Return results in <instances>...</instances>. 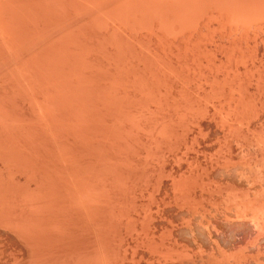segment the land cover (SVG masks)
Returning a JSON list of instances; mask_svg holds the SVG:
<instances>
[{
    "label": "bare ground",
    "instance_id": "bare-ground-1",
    "mask_svg": "<svg viewBox=\"0 0 264 264\" xmlns=\"http://www.w3.org/2000/svg\"><path fill=\"white\" fill-rule=\"evenodd\" d=\"M262 117L264 0H0V264L260 257Z\"/></svg>",
    "mask_w": 264,
    "mask_h": 264
},
{
    "label": "rangeland",
    "instance_id": "rangeland-1",
    "mask_svg": "<svg viewBox=\"0 0 264 264\" xmlns=\"http://www.w3.org/2000/svg\"><path fill=\"white\" fill-rule=\"evenodd\" d=\"M262 118H264V117H262ZM262 118H261V119H262ZM261 119H260V121L263 123V122H264V119H262L263 121H262ZM260 121H259V122H256L258 126H256V123H254L255 126L253 125V123H252V126L249 125V126H250V129L253 130V131H251V130L249 129L250 131L248 130L247 132L245 131L246 134L244 133V134L246 135V137L244 136V137L246 138L245 140H246V141H249L248 139H250L251 142H250V141H249V142H250V143H253V145H252V144H249V145H250V147H249V145H247L248 142L245 143V140H244V142H243V141H239V143L236 144L238 141L235 140V145H234V147L236 148V146L238 145L236 149L234 148V151H235V152H234V155H233L234 157H233V159H232L233 166H235V168L232 167V168H230V170H228L227 173L225 172V173H224L225 176H223V180H224V181H225V180H226V181H230V179H232V181L236 182V186H233V187H232V184H231L232 181H230V183H229V182H225V183H229L230 185H229V188H227V187H228L227 185H225L226 188L223 187L227 194L224 192L223 189H222L223 192H222V190H221V193H220V194L225 193V194H224L225 196H224V195H220V194H218V197H217L216 203H217V205H219L220 207H222V205H223V208H227V203L225 202L226 200L224 201L223 198H225V197L227 198V196H230V194L233 192V190L230 189L231 187H232V189L234 188V190H235V191L232 193L234 196H235V194H236V195H238V194L240 195V192H238V191L240 190V188H241V190H243V188H245L246 190H247V189H251V190H252L253 188H251V187L253 186V187L255 188V189H254L255 191H256V189H259V190L263 189V188H261V187H263V184H264V182H263V181H264V168H263V167H264V161H263V160H264V157L262 156L261 152H258V151H257V146H256V144H257V139H258V138H259V139H260V138H264V136H263V135H264V125H260V124H262ZM263 124H264V123H263ZM249 126H248V127H249ZM261 126H263V128H262ZM256 127H258V129H257ZM255 128H256V129H255ZM246 130H247V129H246ZM257 131H258L259 133H261V132H262V133L259 135ZM255 133H256V134H255ZM248 134H250V135L247 136ZM262 134H263V135H262ZM261 135H262V136H261ZM253 136H255V137L253 138ZM258 136H259V137H258ZM247 138H248V139H247ZM254 139H255V140H254ZM236 141H237V142H236ZM243 143L246 144L244 147L247 146V147L244 148V149H242L243 147L241 146V145H244ZM240 144H241V145H240ZM239 145H240L241 148L239 147ZM248 147H249L250 149H249ZM247 148H248L249 150H248ZM240 149H241L242 152H243L244 150L247 149L246 152L244 151L245 154L243 153L242 156H241L242 152L240 151ZM238 150H239V152L241 153V154H239V156H238V153H236V152H238ZM259 153H260L261 155H260ZM236 154H237V155H236ZM258 155H259V156H258ZM242 157H243V158H242ZM239 158H240V159H239ZM251 158H252V159H251ZM259 158H260V159H259ZM262 158H263V159H262ZM253 159H254V160H253ZM257 159H258V161H257ZM233 160H234L235 162H234ZM251 161H252L253 164L251 163ZM256 161H257V162H256ZM254 162H256V163H257L256 165H259V166H256ZM248 164L251 165V166H249ZM237 165H238V166H237ZM239 166H240V167H239ZM244 166H245V167H244ZM254 166H255V167H254ZM253 167H254V168H253ZM247 168H248V169H247ZM252 168H253V170H252ZM256 168H257L259 171H258ZM260 168H261V169H260ZM232 169H233V170H232ZM245 169H246V170H245ZM255 169H256L257 171H255ZM250 171H253V172H251L252 175H251ZM229 172H230V174H229ZM235 172H236V173H235ZM239 172H240V173H239ZM248 172H249V174H248ZM260 172H261V175H263V176L258 175V174H260ZM255 173H256V174H255ZM257 173H258V174H257ZM228 174L231 175V176H229ZM239 174H240V175H239ZM242 174H244V175H242ZM257 175H258V176H257ZM233 176H234V178H232ZM241 176H242V177H241ZM246 176H247V177H246ZM248 176H249V177H248ZM250 176H251V177H250ZM254 176H255V177H254ZM259 176H260V177H259ZM224 177H225V179H224ZM257 177H258V178H257ZM261 177H263V179H262ZM226 178H227V179H226ZM228 178H230V179H228ZM244 178H245V179H246V178L249 179V182H248L249 184H250V181L252 180L251 182H252L253 184H250V188H249L248 186L245 187V185H243V184H245V181H248L247 179L245 180ZM250 178H251V179H250ZM253 178H254L255 180L257 179V180H259V181L261 180V181L259 182V181L256 180L257 182H259V183L257 184V182L255 183V180H253ZM259 178H261V179H259ZM233 179H234V180H233ZM239 179H241L242 181L239 180ZM236 180H237V181H236ZM239 184H241V185H239ZM246 184H247V183H246ZM254 185H255V186H254ZM259 185H260V186L262 185V186L259 187ZM243 186H244V187H243ZM256 186H257V187H256ZM226 189H227V190H226ZM229 190H230V192H231V191H232V192H231V193L228 192ZM246 190H243V191H246ZM254 190H252V191L255 192ZM259 190H257V191H259ZM235 192H238V193H235ZM241 192H242V191H241ZM229 193H230V194H229ZM232 194H231V196H232ZM231 196H230V197H231ZM219 197H221V198H219ZM218 198H219V200H218ZM226 198H225V199H226ZM231 198H232V197H231ZM220 200H222V201H220ZM223 201H224L226 204H224ZM225 233H226V232H223V236H225V237L222 239V237H223V236H222L221 239H219V240H220V243H219V244H220V246H221L220 250H218L219 253H218L217 249H214L215 251H212L211 248H210L211 245L209 246L208 243H207V241H206L208 247L206 246L204 249L207 248L206 251H207V253H209V254H207L206 252H205V253H206L207 255H206L205 253H203L205 250L202 249V251H203V252H202V255H200L201 252H200V253H197V254L200 255V257L198 258V261H196V259H195V257H194V255H195L196 253L193 254V253L191 252V253H190V254H191L190 256H193L194 258L191 259L192 257H190L189 263H186V264H192L193 262H194L193 264H203V263H204V264H209V263H211V264H217V263H218V264H219L220 258L222 257L221 254H222V252H224V251H226L225 253L228 252L227 254H229L228 256H227V254H226V255H225L226 257H225V256H224L225 253H223L224 258H228V257L230 258L231 254H232V251H233V253H234V251H235V253H236V254H233L234 256H236L238 253L240 254V252L237 251V250H239V249H237L236 246L233 244V242L229 239V235L226 234V235H227V236H226ZM226 239H227V240H226ZM206 243H204V244L206 245ZM224 245H225V246H224ZM227 245H228V246H227ZM203 247H204V246H203ZM223 247H224V248H223ZM227 248H228V250L230 249V251H228ZM233 248H234V250H233ZM208 249H210V251L215 252V253H216V251H217V253H216V254H212ZM223 249H224V250H223ZM197 250H198V249H197ZM197 250L194 249V252H195V251L197 252ZM198 252H199V250H198ZM230 252H231V253H230ZM237 252H238V253H237ZM210 253H211V256H210ZM243 253H244V252H243ZM247 253H248V252H247ZM247 253L245 252V254H246L247 256H246V255H243V256H246V257L248 258V255H249V254H247ZM249 253H251L250 255H252V252H251V251H249ZM192 254H193V255H192ZM197 254H196V255H197ZM204 254H205L206 256H205ZM239 254H238V261H240V262L242 261L241 264H243L244 261H243L242 258H245V257H239ZM253 254H254V253H253ZM203 255H204V258H205V257H207V258L204 259L203 257H201V256H203ZM213 255H215V256H213ZM197 256H198V255H197ZM240 256H242V254H240ZM252 256H253V255H252ZM215 257H216V258H215ZM263 257H264V253H263V255H261L260 257H257V258H256V255L254 254V258H255L256 260L253 259V257H252V259H251V258H250V259L248 258V259H247V263H244V264H248V262H250V260H251V261L254 260L253 262H251V263H253V264H254V263H255V264H258V263H260V262H261V264H263V263H264V258H263ZM196 258H197V257H196ZM200 258H201V259L203 258L202 261H201V263L199 262V261L201 260ZM208 258H209V259H208ZM211 258H213V261H212ZM231 258H232V257H231ZM234 258H235V257L232 258V261H230L231 259H229V260L226 259V260H228L227 262L230 261L232 264H238V262L235 261L236 258H235V259H234ZM239 258H241V260H239ZM258 258H259V261H258ZM260 258H261V259H260ZM199 259H200V260H199ZM206 259L209 260V261H207ZM233 259H234V262H237V263H233ZM194 260H195V261H194ZM204 260H205V261H204ZM244 260H246V259H244ZM262 260H263V263H262ZM190 261H191V262H190ZM203 261H204V262H203ZM206 261H207V262H206ZM221 261H222V258H221ZM224 261H225V259H224ZM257 261H258V263H256ZM198 262H199V263H198ZM202 262H203V263H202ZM227 262H225V263L228 264ZM245 262H246V261H245ZM223 263H224V262L222 261L221 264H223ZM251 263H249V264H251ZM229 264H230V263H229Z\"/></svg>",
    "mask_w": 264,
    "mask_h": 264
}]
</instances>
